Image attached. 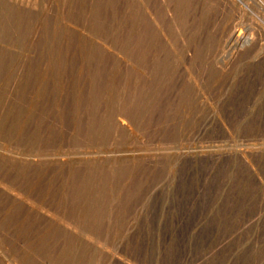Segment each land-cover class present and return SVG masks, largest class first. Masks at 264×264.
<instances>
[{"label":"rangeland","instance_id":"1","mask_svg":"<svg viewBox=\"0 0 264 264\" xmlns=\"http://www.w3.org/2000/svg\"><path fill=\"white\" fill-rule=\"evenodd\" d=\"M63 1L0 0V181L80 230L0 188V264H264V0H151L149 82L96 37L126 47L134 0Z\"/></svg>","mask_w":264,"mask_h":264},{"label":"bare ground","instance_id":"2","mask_svg":"<svg viewBox=\"0 0 264 264\" xmlns=\"http://www.w3.org/2000/svg\"><path fill=\"white\" fill-rule=\"evenodd\" d=\"M21 1V0H20ZM52 1V0H51ZM65 1V0H64ZM63 1V2H64ZM86 1V0H85ZM151 0H137V2L134 0L133 2H132V4H131V12H130V10H129V12L130 13H132L131 15V18H132V22L128 25L129 26V32H127V30L125 31L126 33H128L129 35H128V38H127V43H126V47H124V46H121L120 44H119V42H118V45L117 44H115V43H113L112 41L113 40H111V41H108V38H107V40L106 39H103L102 38V36H100L99 37V35H101V33L100 34H98L97 36H96V34H95V36L96 37H98V38H100V41H98V43H99V45H100V47L103 49L102 51H107L110 55H113V56H116V57H121L122 59L123 58H125L126 59V61H127V63L129 64V66L133 69V71H135V74H137V73H139L140 74V76L143 78V80L145 81V82H149V80H151L150 79V77L151 76H153L152 74H151V72L149 71V69L150 68H147L146 66H142V65H138V63H137V59H138V55H139V48H141V46L139 47L138 46V34H140V33H138V31H137V29H142V28H139V24H137L138 23V21H139V19L136 17V14L138 15V13H137V11H139V10H143V13H145V17L149 20V21H151V23H154V25L153 26H155L156 27V29H157V32L159 33V35H161V36H164V34H162V31L164 30H160V25L159 24H156L157 22H156V18L157 17H155V15H154V13H153V4L150 2ZM155 1V0H154ZM159 1H161V2H165V0H159ZM179 1V0H178ZM200 1V0H199ZM221 1V0H220ZM228 1V0H227ZM8 2V1H7ZM30 2V1H29ZM32 2V1H31ZM63 2H62V4H63ZM161 2H159V3H161ZM225 2V1H224ZM56 3V2H55ZM128 3V2H127ZM154 3V2H153ZM180 3V2H179ZM231 3V2H230ZM34 4V3H33ZM83 4V3H82ZM89 4H90V2H89ZM98 4V3H97ZM99 4H101V3H99ZM194 4V3H193ZM24 5H28V4H25L24 3ZM125 5V4H124ZM128 5V4H127ZM130 5V4H129ZM76 6V5H75ZM90 6V5H89ZM27 7V6H26ZM72 7V6H71ZM78 7V6H77ZM171 7V6H170ZM193 7V6H192ZM85 8V7H84ZM141 8V9H140ZM55 9V8H54ZM87 9V8H86ZM128 9H130L129 7H128ZM154 9H156V7H154ZM65 10V9H64ZM74 10V9H73ZM84 10V9H83ZM125 10V9H124ZM67 11V10H66ZM123 11V10H122ZM167 11V10H166ZM60 12H65V11H60ZM173 12H175V11H173ZM217 12V11H216ZM125 13V12H124ZM2 14V13H1ZM25 14V13H24ZM28 14V13H27ZM62 14V13H61ZM65 14V13H64ZM74 14V13H73ZM82 14V13H81ZM128 14V13H127ZM179 14V13H178ZM14 15V14H13ZM161 15V14H160ZM169 15H170V17H171V15L172 14H170V12H169ZM191 15V14H190ZM241 15V14H240ZM61 16V15H60ZM70 16V15H69ZM68 16V17H69ZM77 16L78 15H76L75 17L77 18ZM159 16V15H158ZM168 16V15H167ZM264 16V15H263ZM34 17V16H33ZM61 17H63V16H61ZM79 17V16H78ZM125 17V16H124ZM169 17V16H168ZM169 17V18H170ZM191 17V16H190ZM58 18V17H57ZM91 18V17H90ZM131 18H129V19H131ZM145 18V19H146ZM80 19V18H79ZM86 19V18H85ZM127 19V18H126ZM164 19V18H163ZM36 20V19H35ZM62 20V22H64V21H68V22H72L73 23V21H71L70 19H68V18H66V19H61ZM13 21V20H12ZM32 21H33V19H32ZM90 21H91V19H90ZM161 21V20H160ZM143 22H144V20H143ZM142 22V23H143ZM148 22V21H147ZM147 22H146V24H147ZM84 23V22H83ZM150 23V24H151ZM150 24H148L149 26H150ZM165 24V23H164ZM63 25H64V23H63ZM75 25V24H74ZM89 25V24H88ZM110 25V24H109ZM114 25V24H113ZM118 25V24H117ZM144 25V24H143ZM67 26V25H66ZM77 26H78V24H77ZM82 26V25H81ZM86 26V25H85ZM85 26H83V27H85ZM103 26V25H102ZM105 26V25H104ZM128 26H124V28L125 27H128ZM142 26V25H141ZM140 26V27H141ZM160 26V27H159ZM8 27V26H7ZM38 27V26H37ZM64 27H65V25H64ZM63 27V28H64ZM70 27V26H69ZM69 27H67V28H69ZM79 27V26H78ZM106 27V26H105ZM112 27V26H111ZM143 27V26H142ZM92 28V27H91ZM107 28H108V26H107ZM113 28V27H112ZM144 28V27H143ZM163 28V27H162ZM178 28V27H177ZM84 29V28H83ZM88 29V28H87ZM152 29V28H151ZM68 30V29H67ZM73 30V29H72ZM98 30V29H97ZM109 30V29H108ZM112 30V29H111ZM115 30V29H114ZM143 30V29H142ZM231 30V29H230ZM248 30V29H247ZM45 31V30H44ZM83 31V30H82ZM92 31V30H91ZM103 31V30H102ZM81 32V31H80ZM165 31H163V33H164ZM38 33V32H37ZM58 33V32H57ZM64 33V32H63ZM68 33V32H67ZM71 33V32H70ZM91 33V32H90ZM248 33V32H247ZM237 34V33H236ZM256 34V33H255ZM26 35V34H25ZM60 35V34H59ZM74 35V34H73ZM77 35V34H76ZM118 35H119V33H118ZM202 35V34H201ZM233 35V33L231 32V33H229V35H228V37H230V39L232 38L231 36ZM250 36H252L251 35V33L249 34ZM38 36V35H37ZM104 38H106L107 36L104 34ZM121 36V35H120ZM120 36H118V37H116V38H120ZM141 36H144V35H142L141 34ZM156 36V35H155ZM165 36L167 37L168 35H166V33H165ZM164 36V37H165ZM225 36V35H224ZM227 36V35H226ZM235 36V35H234ZM233 36V37H234ZM249 36V37H250ZM88 37V36H87ZM113 37V36H112ZM111 37V38H112ZM140 37V36H139ZM163 37V38H164ZM248 37V35H246L245 33H243L242 31L241 32H239L237 35H236V37H235V41L237 42V44H239V45H241V46H244V45H246V44H248V43H250V44H252L250 41V38ZM74 38V37H73ZM78 38H80L79 36H78ZM83 38V37H82ZM90 38V37H89ZM93 38V37H92ZM143 37H141V39H142ZM162 38V39H163ZM222 38V37H221ZM1 39V38H0ZM75 39V38H74ZM124 39V38H123ZM145 39V38H144ZM151 39V38H150ZM174 39V38H173ZM87 40H88V38H87ZM99 40V39H98ZM148 40H149V38H148ZM252 40H254V39H252ZM37 41V40H36ZM40 41V40H39ZM117 41H119V40H117ZM116 41V42H117ZM121 41H122V39H121ZM146 41V40H145ZM159 41V40H158ZM167 41H168V37H167ZM4 42H5V40H4ZM78 42V41H77ZM81 42V41H80ZM83 42V41H82ZM85 42V41H84ZM87 42V41H86ZM123 42V41H122ZM140 42H142V41H140ZM139 42V43H140ZM221 42V41H220ZM224 42H225V40H224ZM264 42V41H263ZM91 43V42H90ZM161 43V42H160ZM163 43V42H162ZM168 43H169V41H168ZM179 43V42H178ZM25 44V43H24ZM48 44V43H47ZM78 44V43H77ZM84 44V43H83ZM123 44H124V42H123ZM142 44H145V42L144 43H142ZM153 44V43H152ZM180 44V43H179ZM249 44V45H250ZM32 45V44H31ZM49 45V44H48ZM89 45V44H88ZM87 45V46H88ZM140 45V44H139ZM195 45V44H194ZM52 46V45H51ZM86 46V47H87ZM98 46V45H97ZM146 46V45H145ZM158 46V45H157ZM161 46V45H160ZM177 46V45H176ZM192 46V45H191ZM221 46H222V44H221ZM220 46V47H221ZM240 46V47H241ZM251 46V45H250ZM4 47V46H3ZM57 47V46H56ZM71 47V46H70ZM92 47H93V45H92ZM139 47V48H138ZM143 47V46H142ZM147 47V46H146ZM145 47V48H146ZM155 47H156V45H155ZM190 47V46H189ZM238 47V46H237ZM248 47V46H247ZM257 47V46H256ZM49 48V47H48ZM76 48H77V46H76ZM145 48H142V50L143 49H145ZM157 48V47H156ZM171 48H172V46H171ZM244 48V47H243ZM51 49H52V47H51ZM84 49V48H83ZM218 49V48H217ZM240 49H242V48H240ZM263 49V48H262ZM10 50V49H9ZM77 50V49H76ZM89 50H90V48H89ZM93 50V49H92ZM152 50V49H151ZM159 50V49H158ZM172 50H173V48H172ZM186 50V49H185ZM194 50L195 49H189L188 51H190L191 52V54L189 55V56H191V55H193L194 54ZM237 50H239V48L237 49ZM95 51H97V50H95ZM174 51V50H173ZM177 51V50H176ZM187 51V50H186ZM185 51V52H186ZM38 52V51H37ZM99 52V51H98ZM106 52V53H107ZM236 52V51H235ZM15 53V52H14ZM26 53V52H25ZM35 53V52H34ZM88 53V52H87ZM96 53V52H95ZM94 53V54H95ZM22 54V53H21ZM42 54V53H41ZM73 54V53H72ZM80 54V53H79ZM98 54V53H97ZM102 54H103V52H102ZM142 54H144L143 52H142ZM141 54V55H142ZM145 54H146V52H145ZM150 54H151V52H150ZM77 55V54H76ZM100 55V54H99ZM104 56H105V54H103ZM161 55V54H160ZM55 56V55H54ZM108 56V55H107ZM144 57L146 56V55H143ZM150 56V55H149ZM155 56V55H154ZM70 57V56H69ZM82 57V56H81ZM101 57V56H100ZM115 57V58H116ZM234 57V56H233ZM105 58H106V56H105ZM143 58V57H142ZM141 58V59H142ZM160 58V57H159ZM166 58V57H165ZM190 58V57H189ZM45 59V58H44ZM56 59V58H55ZM110 59V58H109ZM104 60V59H103ZM142 60H144L143 61V65H144V62H145V60H146V58L145 59H142ZM142 60H141V62H142ZM33 61V60H32ZM98 61V60H97ZM157 61V60H156ZM159 61V60H158ZM168 61V60H167ZM173 61V60H172ZM184 61V60H183ZM93 62V61H92ZM115 62V61H114ZM124 61H122V63H123ZM138 62H140V61H138ZM176 62V61H175ZM174 62V63H175ZM187 62V61H186ZM185 62V63H186ZM21 63V62H20ZM54 63V62H53ZM97 63V62H96ZM121 63V62H120ZM125 63V62H124ZM22 64V63H21ZM140 64V63H139ZM142 64V63H141ZM145 64H146V62H145ZM23 65V64H22ZM93 65V64H92ZM120 65V64H119ZM125 65V64H124ZM150 65V64H149ZM37 66V65H36ZM55 66V65H54ZM35 67V66H34ZM119 67V66H118ZM128 67V66H127ZM129 67V68H130ZM149 67V66H148ZM102 68V67H101ZM121 68H123V67H121ZM120 68V69H121ZM138 68V69H137ZM224 68V67H223ZM222 68V69H223ZM12 69V68H11ZM18 69V68H17ZM35 69V68H34ZM41 69V68H40ZM56 69V68H55ZM137 69V70H136ZM178 69V68H177ZM197 69V68H196ZM24 70V69H23ZM45 70H47V69H45ZM126 71V70H125ZM132 71V70H131ZM31 72V71H30ZM48 72V71H47ZM129 72H130V70H129ZM128 72V73H129ZM74 73V72H73ZM190 74V73H189ZM195 74V73H194ZM22 76H23V74H22ZM96 76V75H95ZM131 76V75H130ZM134 76V73L132 74V77ZM155 76V75H154ZM16 77V76H15ZM39 77V76H38ZM131 77V78H132ZM157 77V76H156ZM168 77V76H167ZM10 78V77H9ZM183 78V77H182ZM140 79V78H139ZM138 79V80H139ZM154 79V78H153ZM168 79V78H167ZM15 80V79H14ZM130 80H132L133 81V79H130ZM159 80V79H158ZM136 81V80H135ZM161 81V80H160ZM38 82V81H37ZM170 82V81H169ZM200 82V81H199ZM167 83V82H166ZM173 83V82H172ZM18 84V83H17ZM149 84V83H148ZM199 84V83H198ZM130 85H132L131 83H130ZM26 86V85H25ZM140 86V85H139ZM131 88V87H130ZM129 88V89H130ZM128 89V90H129ZM162 89V88H161ZM136 90V89H135ZM186 90V89H185ZM194 90V89H193ZM134 91V90H133ZM191 93V92H190ZM189 93V94H190ZM160 94V93H159ZM53 95V94H52ZM71 95V94H70ZM110 95V94H109ZM163 95V94H162ZM84 96V95H83ZM167 96V95H166ZM191 98V97H190ZM174 99V98H173ZM133 100V99H132ZM97 102V101H96ZM85 103V102H84ZM124 104V103H123ZM49 106V105H48ZM118 106V105H117ZM120 106V105H119ZM126 107V106H125ZM89 108V107H88ZM102 109H103V107H102ZM111 109V108H110ZM126 109V108H125ZM96 110V109H95ZM100 110V109H99ZM62 111V110H61ZM87 111V110H86ZM128 111V110H127ZM101 112V111H100ZM96 113V112H95ZM129 113V112H128ZM131 114V113H130ZM98 115V114H97ZM114 115H116V116H119L120 118H118V120H116L115 121V123L117 122L119 125H121L122 127H125V125H124V123H126L125 121H127V123L128 122H130V120H129V117L127 116V114L124 112V110H122V109H118V107H117V110H116V114H114ZM131 116V115H130ZM111 118V117H110ZM109 118V119H110ZM73 119V118H72ZM123 119L125 120V121H123ZM171 119V118H170ZM110 120H114V119H110ZM179 120V119H178ZM89 123V122H88ZM131 123V122H130ZM94 124V123H93ZM114 124V122L112 123V124H110V125H113ZM133 124V123H132ZM29 125V124H28ZM115 125V124H114ZM127 126H130V124L129 125H127ZM93 128V127H92ZM95 128V127H94ZM116 128V127H115ZM127 128H130V127H127ZM140 129V128H139ZM52 130V129H51ZM94 130V129H93ZM128 130V129H127ZM126 130V131H127ZM80 132V131H79ZM50 133V132H49ZM76 133V132H75ZM114 133H116L115 131H114ZM47 135V134H46ZM111 135V134H110ZM39 136V135H38ZM130 136V135H129ZM133 136V135H132ZM53 138V137H52ZM127 138V137H126ZM45 142V141H44ZM87 142H89V141H87ZM36 143H37V141H36ZM38 144V143H37ZM13 145V144H12ZM40 145V144H39ZM81 146V145H80ZM99 146H100V144H99ZM98 146V147H99ZM137 146V145H136ZM82 147V146H81ZM64 148V147H63ZM66 148H68V147H66ZM78 148V147H77ZM83 149V148H82ZM85 149V148H84ZM94 149V148H93ZM2 150V149H1ZM72 150V149H71ZM78 150V149H77ZM96 150V149H95ZM37 151V150H36ZM48 151V150H47ZM104 151V150H103ZM244 151V150H243ZM14 152V151H13ZM34 152V151H33ZM65 152V151H64ZM249 152V151H248ZM10 153V152H9ZM23 153V152H22ZM25 153V152H24ZM35 153V152H34ZM38 153V152H37ZM57 153V152H56ZM94 153V152H93ZM106 153V152H105ZM104 153V154H105ZM250 153V152H249ZM3 154V153H2ZM6 154V153H5ZM11 154H14V153H11ZM36 154V153H35ZM39 154V153H38ZM68 154V153H67ZM94 154H96V153H94ZM101 154H103V153H101ZM100 154V155H101ZM113 154H114V152H113ZM209 154V153H208ZM228 154V153H227ZM15 155V154H14ZM40 155H42V154H40ZM78 155H80V156H78ZM92 155V153H90V152H84V153H78V154H73V156L75 157L76 156V158H75V160H85V161H89V160H91V159H95L96 158V156H91ZM108 155V154H107ZM202 155V154H201ZM216 155V154H215ZM47 156V155H46ZM57 156V155H56ZM200 156V155H199ZM1 157V156H0ZM15 157V156H14ZM23 157V156H22ZM28 157H30V156H28ZM37 157H40V156H37ZM54 157V156H53ZM62 157V156H61ZM99 157V156H98ZM102 157H104V156H102ZM222 157V156H221ZM3 158H4V156H3ZM32 158V157H31ZM43 158V157H42ZM57 158V157H56ZM58 158H59V156H58ZM12 159V158H11ZM15 159H17V158H15ZM19 159H20V157H19ZM18 159V160H19ZM41 159V158H40ZM43 159H45V158H43ZM48 159H49V157H48ZM64 158H62L61 160H63ZM67 159V158H66ZM104 159V158H103ZM102 159V160H103ZM13 160V159H12ZM42 160V159H41ZM50 160V159H49ZM59 161H60V159H58ZM73 160V159H72ZM101 160V159H100ZM20 161H21V159H20ZM25 161H26V158H25ZM33 161V160H32ZM31 161V162H32ZM44 161V160H43ZM43 161H41V162H43ZM48 161V160H47ZM57 161V160H56ZM23 162V161H22ZM22 162H21V164H22ZM50 162H53L52 161V159H51V161ZM55 162V161H54ZM58 162V161H57ZM61 162H63V161H61ZM37 162L35 161V164H36ZM40 163V162H39ZM45 163H46V161H45ZM68 163V162H67ZM74 163V162H73ZM72 163V164H73ZM90 163H92V162H90ZM125 163V162H124ZM132 163V162H131ZM33 164V163H32ZM38 164V163H37ZM40 164H43V163H40ZM55 164V163H54ZM61 164V163H60ZM59 164V165H60ZM75 164V163H74ZM78 164V163H77ZM80 164H81V162H80ZM79 164V165H80ZM84 164V163H83ZM82 164V165H83ZM86 164V163H85ZM100 164V163H99ZM114 164V163H113ZM44 165V164H43ZM70 165V164H69ZM91 165H94V164H91ZM90 165V166H91ZM96 165H97V163H96ZM102 165V164H101ZM49 166V165H48ZM103 166V165H102ZM38 167V166H37ZM79 167V166H78ZM95 167V166H94ZM101 167V166H100ZM100 167H99V169H100ZM113 167V166H112ZM62 168H64V167H62ZM76 168H77V166H76ZM97 168V167H96ZM108 168V167H107ZM6 169V168H5ZM16 169V168H15ZM69 169H71L70 167H69ZM68 169V170H69ZM89 169V168H88ZM98 169V168H97ZM102 169V168H101ZM2 170H3V167H2ZM65 170H66V168H65ZM64 170V171H65ZM74 170V169H73ZM91 170H94V169H91ZM39 172V171H38ZM96 173V172H95ZM94 173V174H95ZM12 175V174H11ZM14 176V175H13ZM12 176V177H13ZM6 178V177H5ZM19 179V178H18ZM33 179V178H32ZM117 180H118V178H117ZM139 180V179H138ZM2 181V180H1ZM0 181V188L2 189V190H5V191H8L9 193H10V195H12L13 196V198L14 199H17V200H21L22 202H23V206H24V202H27V203H30L31 202V205H32V208L34 207V205L32 204V201H29V197L27 198V195L25 194L24 195V193L25 192H22L21 190H19V188L21 187H17V185H16V188H14L15 187V185H13L14 187H12V186H8V185H6L5 183H3V181L1 182ZM29 183H30V180H27ZM32 181V180H31ZM83 181V180H82ZM89 181V180H88ZM105 181H107V180H105ZM5 182H7V181H5ZM20 182V181H19ZM23 182V181H22ZM12 183V182H11ZM105 183V182H104ZM103 183V184H104ZM10 184V183H9ZM13 184V183H12ZM28 184V183H27ZM26 184V185H27ZM32 184V183H31ZM82 184V183H81ZM30 185V184H29ZM86 185V184H85ZM99 185V184H98ZM23 187H24V185H22ZM39 186V185H38ZM96 186V185H95ZM32 187V186H31ZM77 187V186H76ZM18 188V189H17ZM33 188V187H32ZM31 188V189H32ZM35 188V187H34ZM22 189V188H21ZM44 189V188H43ZM39 190H40V187H39ZM45 190V189H44ZM114 190V189H113ZM117 190V189H116ZM24 191V190H23ZM30 191H32V190H30ZM37 191V190H36ZM77 191V190H76ZM92 191V190H91ZM26 192H27V190H26ZM29 192V191H28ZM43 192V191H42ZM47 192V191H46ZM86 192V191H85ZM30 193H32V192H30ZM81 193V192H80ZM95 193H98V192H95ZM105 193V192H104ZM28 194V193H27ZM88 194H90V192L88 193ZM2 195H4V192H3V194ZM32 195V194H31ZM75 195V194H74ZM82 195H84V194H82ZM92 195V194H91ZM93 195H95L94 193H93ZM5 196V195H4ZM29 196V195H28ZM45 196V195H44ZM48 196V195H47ZM78 196V195H77ZM87 196V195H86ZM11 197V196H10ZM33 197V195L32 196H30V198H32ZM112 197V196H111ZM6 198V197H5ZM34 198V197H33ZM37 198V197H36ZM39 198V197H38ZM44 198V197H43ZM84 200H85V197H82ZM10 199V198H9ZM11 199H12V197H11ZM14 199H12V202H13V200ZM45 199V198H44ZM111 199V198H110ZM3 200V199H2ZM31 200V199H30ZM68 200V199H67ZM99 200V199H98ZM18 202H20V201H18ZM17 201H16V203H18ZM22 202H20V203H22ZM33 202H35V200L33 201ZM36 202H37V199H36ZM35 202V203H36ZM40 203H41V201H40ZM3 204V203H2ZM13 204V203H12ZM11 204V205H12ZM26 204V203H25ZM42 204V203H41ZM4 205V204H3ZM14 205L16 206V204H15V202H14ZM22 205V204H21ZM30 205V204H29ZM108 205V204H107ZM111 205V204H110ZM8 206V205H7ZM10 206V205H9ZM62 206V205H61ZM93 206V205H92ZM12 208H14L13 206H11ZM19 207V206H18ZM22 207V206H21ZM26 207V206H25ZM29 207V206H28ZM31 207V206H30ZM29 207V208H30ZM47 207V206H46ZM46 207H45V209H43L44 208V206L42 207V206H39V205H37L36 207H34L35 208V210L36 211H39V212H41V210H43V215H45L46 213H49V210H47L46 209ZM53 207V206H52ZM57 207V206H56ZM10 208V207H9ZM11 209V208H10ZM14 209H16V207L14 208ZM13 209V210H14ZM24 209V208H23ZM26 209H28V208H26ZM57 209H58V207H57ZM35 210L33 211V212H35ZM59 210V209H58ZM8 211H10V210H8ZM21 211V210H20ZM27 211V210H26ZM62 211V210H61ZM97 211V210H96ZM101 211V210H100ZM110 211V210H109ZM108 210H107V212H109ZM115 211V210H114ZM24 212V211H23ZM52 212V211H51ZM57 212V211H56ZM66 212V211H65ZM45 213V214H44ZM15 214H17V212L15 213ZM74 214V213H73ZM20 215V214H19ZM39 215H41L40 213H39ZM39 215H38V218H39ZM43 215H41V216H43ZM56 215H57V213H56ZM62 215V214H61ZM79 215V214H78ZM82 215V214H81ZM40 216V217H41ZM49 216L53 219V220H55V221H58V220H62L63 221V223L67 226V228L69 227L71 230H74V231H78V230H80V228H79V226L78 225H76L75 223L73 224L72 222H68V221H64L62 218H63V215H62V218H60V217H58V216H53V213L52 214H50L49 213ZM77 216V215H76ZM80 216V215H79ZM29 217V216H28ZM81 217V216H80ZM33 218V217H32ZM41 218H43V217H41ZM47 218V217H46ZM65 218H67V217H65ZM3 219V218H2ZM77 219V218H76ZM41 220H45V219H41ZM51 221V220H50ZM61 221H59V223H60ZM2 223V222H1ZM58 223V222H57ZM58 223V224H59ZM48 224H51L50 222L48 223ZM61 225H62V223H60ZM60 225V226H61ZM65 225H64V227H65ZM52 226V225H51ZM56 226V225H55ZM59 226V225H58ZM85 229V228H84ZM67 232H68V230H66ZM81 232H84V231H81ZM66 233V232H65ZM56 234V233H55ZM86 234V233H85ZM81 235V234H80ZM82 235H83V233H82ZM12 236V235H11ZM65 237V236H64ZM78 237V236H77ZM3 238V237H2ZM8 238V237H7ZM14 238V237H13ZM90 239L89 240H91L92 242H95V243H97V245H99V241L96 239V238H93V237H89ZM1 240V239H0ZM4 240V239H3ZM3 240H1V241H3ZM6 240V239H5ZM10 240V239H9ZM16 240V239H15ZM69 241H71V240H69ZM90 241V242H91ZM8 242V241H7ZM2 244L4 243V242H1ZM1 243H0V247H1ZM71 244V243H70ZM22 245V244H21ZM74 245V244H73ZM3 246V245H2ZM20 246V245H19ZM100 246V245H99ZM98 247V246H97ZM5 248V247H4ZM18 248V247H17ZM68 249V248H67ZM99 249V248H98ZM6 250V249H5ZM4 250V251H5ZM10 251V250H9ZM12 251V250H11ZM57 251V250H56ZM75 251V250H74ZM7 252H8V250H7ZM98 252V251H97ZM100 252H101V250H100ZM79 253H81V252H79ZM8 254H9V252H8ZM14 254V253H13ZM25 254H27L26 252H25ZM77 254V253H76ZM90 254V253H89ZM101 254V253H100ZM3 255V254H2ZM11 255V254H10ZM15 255V254H14ZM91 255V254H90ZM97 256V255H96ZM100 256V255H99ZM49 257V256H48ZM80 257V256H79ZM98 257V256H97ZM45 258V257H44ZM101 258H102V255H101ZM11 259H12V257H11ZM73 259H75V258H73ZM79 259H81V258H79ZM100 259V258H99ZM14 260L15 259H13V262H14ZM96 260V259H95ZM80 261V260H79ZM89 261V260H88ZM97 261H98V259H97ZM100 262H101V260H100ZM4 263V262H3ZM6 263H7V261H6ZM97 263V262H96ZM96 263H94V264H96ZM8 264V263H7ZM10 264V263H9ZM13 264H15V263H13Z\"/></svg>","mask_w":264,"mask_h":264}]
</instances>
